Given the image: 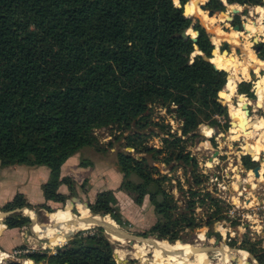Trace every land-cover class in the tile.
<instances>
[{"label":"trees","instance_id":"16d2710c","mask_svg":"<svg viewBox=\"0 0 264 264\" xmlns=\"http://www.w3.org/2000/svg\"><path fill=\"white\" fill-rule=\"evenodd\" d=\"M174 2L0 0V165L46 166L49 178L42 184L44 198L64 201L58 187L66 184L70 196L74 181L60 177L63 163L87 146L106 152L93 134L95 126L141 127V117L151 105L159 104L176 106L175 112L183 120L177 139L194 136L201 123L227 128L226 120L220 122L221 117H227V106L217 98L219 89L224 98L229 92L226 72L206 59L212 57L214 48L209 33ZM179 2L183 6L187 0ZM226 2L257 6L262 0ZM208 4L210 9L225 10L221 0H209ZM189 28L198 31L195 43L203 55L196 53L190 36H181ZM215 56L216 48L212 58ZM236 92L252 95L251 81L238 83ZM127 145L136 154V144ZM171 153L170 159L192 165L188 154ZM81 161V166L89 164ZM242 163L246 169L257 166L248 155L242 156ZM115 167L123 175L120 188L149 197L157 220L147 234L175 242L186 229L212 227L219 220L229 221L230 226L238 224L236 216L221 214L218 209L206 221H197L193 212L196 203L220 202L208 188L199 187L201 174L187 190L186 202L180 208L171 191L172 179L156 176L146 158L136 161L129 152L117 151ZM96 199L89 204L94 214L110 213V203H116L110 189L100 191ZM23 207L34 208L18 193L0 205V211ZM35 207L69 222L65 225L89 210L75 197L54 211L45 204ZM77 209L78 217L73 215ZM111 216L122 223L118 216ZM21 222L22 227L31 226L30 218L21 212L6 217L8 228L19 227ZM228 243L234 245V240ZM254 245L246 250L256 253L264 263V253ZM113 252L114 244L97 226L76 231L55 254L30 251L25 258L35 264H117ZM4 264L21 263L8 260ZM185 264L195 263L187 260Z\"/></svg>","mask_w":264,"mask_h":264},{"label":"rangeland","instance_id":"374dc122","mask_svg":"<svg viewBox=\"0 0 264 264\" xmlns=\"http://www.w3.org/2000/svg\"><path fill=\"white\" fill-rule=\"evenodd\" d=\"M173 1H175L176 4L180 3L179 0ZM188 1L190 3V0H187V2ZM192 1L203 5L209 2V0ZM223 2L225 5L224 11L214 12L212 9L204 7V9L210 10L209 14L208 11H205L206 16H204L205 14L201 16L199 13L198 15H190L197 16L196 18H192L193 21L197 20L201 26H204L209 33L212 42L213 38L215 39L218 37V34L220 37L222 36L218 39V42L214 43L216 48L214 63L217 64L216 58H221L224 54L220 49L222 41H227L230 44L229 54H226V56L223 57L233 55L235 57L237 56L236 58L238 59L240 58L239 60H242V62H245L244 60L249 62V53H251L256 57H254L256 61L264 60L257 57V47L252 40L254 36H257L259 41H264V27L263 35L258 31L261 24L264 26L263 2L257 6L228 4L226 0H223ZM232 7L239 9V12L234 14L231 11ZM202 12H204V10H202ZM229 15L234 16V19L231 22L226 20ZM234 25H241L243 26V29L235 30L233 28ZM234 31L237 32L236 36L234 35ZM187 32L189 35L194 34L192 28H189ZM263 52L264 51L259 54H264ZM245 57L246 59H244ZM247 65L249 75L246 76V78H240L239 81L242 79L251 81V75H255L257 85H259V88L261 89L262 86L259 79L264 77V69H258L257 72L254 71L255 65L254 61H252V63L242 64L243 74H245ZM254 81H251L252 90ZM237 84L238 83L234 86L235 91L233 94H229L228 92L225 95V98L223 96L221 99L226 102L222 103L227 106L228 113L229 99L231 100L232 105H237V103L240 104L241 102L239 101H248L249 114H246V116L251 119V122H259L260 125L264 127V124H261L260 122V120L264 122V96L262 97V100L261 98H257V93L254 90L253 94L250 96H247L246 94H238L236 92ZM175 110L176 106L174 105L171 107H163L159 104H154L149 107L145 117H141L139 122L141 127L132 126L128 130H122L121 128L118 129L115 126L98 125L93 127V134L102 144L100 149H105L106 152L103 153L102 150L97 151L94 147L87 146L83 148L80 153L74 155L73 158L80 166L83 165L81 160L88 161L87 164H89L87 166L93 167V174L91 175L89 173V175H87L86 172L84 174L81 173L78 183L73 180L74 193L70 196L66 194L63 195L64 202L61 203L62 205L58 208H64L66 201L71 197H75L80 201V205L86 208L84 202H90L91 204L96 203L97 194L100 191L107 190L105 188H109L116 199V203H110L109 205L110 213L101 217L100 215L103 213L94 214L89 207L87 215H93L95 219L103 220L113 229L118 228L130 236L129 238H125V240L118 241L111 237L110 231L103 228L104 233L108 235L111 242L114 244V257H116V250L121 252L132 251L130 240L135 243L140 239H144L145 241L143 240V242H146L147 245V258L153 256V252L151 251L153 249L151 248L153 246L151 241L153 240L165 241L168 244L181 243L198 246L204 249L207 248V250L205 249V252L211 262L217 261L219 256L218 252L220 253L222 249L228 248L229 250L234 251V255L229 259L230 262L227 264H264L259 262L256 253L246 250L253 247V243H255L254 247L259 248L264 253V204H262L264 197V150L259 149L257 155H255L253 150L256 145L255 142L259 137V131H253L251 137L249 134L244 136L245 133L253 129L251 127H248V129L246 128V118L243 127L241 123H238V126L235 127L239 130L237 137L234 139L231 137L236 133H230V130L233 129L230 125H228L227 128L222 129L206 123H201L197 127L194 136H181V139H177L176 137L181 135L183 120L177 116ZM225 120L227 122L228 117H226V119L224 117L220 118L221 123H224ZM230 120L233 119L230 117ZM261 130H264V128ZM206 131L210 133L209 136L205 135ZM222 136H224L225 139H223ZM116 137L119 138L117 139ZM128 142L136 144V154L134 149L127 145ZM216 149L219 151V154L214 156V151ZM173 150L180 152L181 154H188L192 165L179 159H170ZM117 151L129 152L134 156L136 161L146 158L147 164L153 168V172L156 176H169L172 179L171 184L173 185L171 191H173L175 198L178 199L177 201L180 208H182L186 202L188 196L187 190L189 187L194 186V181L198 178V175L201 174L202 184L199 187H203L204 189L208 188L213 196L220 200V202H218L217 205H210L209 201L200 205L199 203H196L193 212L197 221L201 219L206 221L212 212L218 209L221 214L232 211V215L238 218V224H231L230 226L229 221L219 220L215 222L212 227L202 226L193 231L186 229L180 233L182 239L176 240L175 242H170L166 239L157 238L155 235L145 233L157 220V215L153 206L150 204L148 195L137 196V194L132 191L120 188L123 175L118 172L115 167ZM158 151L161 153H158ZM246 152L254 153L255 156L251 155L252 157H249L250 160H255L258 165L252 174L254 175L253 178L251 175L253 168L246 169L242 163V156L247 155ZM101 174H104V176ZM120 174L121 178L118 177ZM133 179H135V176H133ZM169 184H167L168 187ZM103 187L105 188L103 189ZM97 191L98 193L94 195ZM136 198L140 201L137 202ZM26 208L28 209V212H23ZM18 209L21 210L15 213L21 212L23 215H27L31 220V226L28 224L22 227L21 222V226L19 227L8 228L5 213L9 211H0V213H3L2 219H0V251L10 254V257L2 258L0 264H4L8 260L20 261L22 258H25V255H15V257H11V254L13 253L12 251L19 248L29 249L35 252L45 251L47 252L46 254L57 253L59 246L65 242V239L59 244H53L49 241L51 246H47L46 243L48 241L46 238L40 236L33 227V224H37L42 230H51L55 216L45 213V211L48 210L39 207H34L33 209L23 207L15 208L13 210ZM55 209L57 208L51 210L54 211ZM111 213L118 216L122 220V223L118 224L112 218ZM73 215L77 217L80 216L78 209ZM84 215L87 216L86 214ZM84 215L80 217H84ZM76 219H73L70 222H73ZM43 220L44 223L39 222ZM61 220L64 224L69 223L64 219ZM97 226L98 225L94 224L93 226L88 227V229H95ZM85 229L87 228L82 230ZM72 234L73 233L68 234L65 237L72 236ZM209 238L217 241L216 246L214 245V249L212 250H208V247L211 245L207 240ZM230 239L234 240V245L228 243V240ZM149 245L151 246L150 249ZM188 257L189 259H187L184 254L173 255V259L171 258L172 263L169 264H185L187 260L193 262V257L189 255ZM115 259L117 263L123 264L117 257ZM123 261H125L124 264L140 263V259L131 254H127V256L125 254ZM33 263L30 262L29 264ZM39 264L47 263L42 261Z\"/></svg>","mask_w":264,"mask_h":264},{"label":"bare ground","instance_id":"6f19581e","mask_svg":"<svg viewBox=\"0 0 264 264\" xmlns=\"http://www.w3.org/2000/svg\"><path fill=\"white\" fill-rule=\"evenodd\" d=\"M188 9H189V13H188L189 16L190 15H198V13L201 14V16H203L204 14H205L204 16H206L205 11H208V14L210 13L209 9H204L203 4L196 3L195 1H192V0H190V3L188 5ZM201 9L204 10V12H202ZM263 27L264 26L261 24V26L258 28V31H260L259 32L260 34L263 33ZM234 29L237 30L236 28H234ZM216 34H218V33H216ZM234 35L235 36L237 35L236 31H234ZM217 36L218 37H216L215 39L212 37L213 41H214L213 43L218 42V39L222 37V36L220 37L219 34ZM223 56H226V54H223ZM223 56H221V58H216V63H217L216 65L214 63V58L211 57L210 60L218 69L226 72V75L228 76L226 84L229 86V94L234 93V91H235L234 86L236 85V83L239 81L240 78H244V77L246 78V74L248 73V65H247V69L245 71V74H243L242 64L252 63V61H254V65H255V66L253 65L254 71L257 72L258 69H264V61H260V60L256 61L254 59V55L251 53H249V59H248L249 62L244 60V59H246V57L243 59L245 62H242V60H239L240 58L239 59L236 58L237 56L236 57L233 55H228V57H223ZM227 70L229 71V73ZM259 81L261 83L262 88L260 89L259 85H258V87L256 88V93H257V98H261V100H262V97L264 96L263 95L264 94V77H261V79H259ZM222 97H223V95H222ZM239 102L245 103V104L237 103V105H232L231 100L230 99L228 100L230 117L233 119L232 122L236 123V124H233V126H231V128H233V129L230 130V133H236V134L232 135L231 138L234 139L237 137V133H238L239 129L235 128V127L238 126V123H241V125L243 127L244 121L247 118L246 128L248 129V127H251L253 129L249 130L247 133H245L244 136L249 134L251 137L253 131H259L258 132L259 137L257 138V140L255 142L256 145H259V146L255 145V147L253 149L255 152V155H257L259 149L264 150V130H261L264 127L262 125H260L259 122H257V123L251 122V119L248 116H246V109L242 110V108L246 107L247 101L246 102L239 101ZM263 109H264V104H263ZM241 111H242V114H241ZM260 122H261V124H264V122L262 120H260ZM205 135L209 136L210 133L208 131H206ZM253 173H254V170L251 171V175ZM253 177H254V175H252V178ZM261 179H262V177H261ZM23 212H28V209L27 208L24 209ZM2 215H3V213H0V219H2ZM90 216H92V215H87V216L84 215V217H80V218L74 220L70 224V226H66L61 219L55 218L53 220V227L51 228V230H48V231L42 230L37 224H33V227L35 228L36 232L40 236L49 239V241L53 244H59L60 242L64 241V239L66 238L65 237L66 235L74 233V232L79 231V230H82L84 228H88V227L93 226L94 224H92L91 222H85V221L81 220L82 218L90 217ZM92 218L94 221L101 222L104 224L106 223L103 220L95 219L94 216H92ZM3 226L5 227L4 224H3ZM111 237L118 240V241L119 240L120 241L125 240V238L123 236L117 235L113 231H111ZM143 240L144 239L138 240L141 243H139L138 241L135 243L131 242L132 251L128 250L129 252H121L119 250H116L115 256L118 258V260L120 259V261L123 264L125 263V261H123L125 254H126V256H127V254H131V255L139 258L140 259L139 264H169V263H172L171 258L173 257V255H180V254H188L189 256H192L193 262L195 264H227L230 262L229 259L234 255V251H231L228 248H224L221 250L220 253L218 252L219 256H218L217 261L211 262L207 253L205 252V249L207 250V248L204 249V248H201L198 246L185 245V244H181V243L168 244L165 241H153L152 240L151 243L153 246L151 247L149 245V249H150V247L153 248L151 250L153 252V256H151V258H147L146 257V255L148 254V253L146 254L147 245H146V242H143ZM207 240L209 243H211V245L208 247L209 248L208 250L214 249V245L216 246L217 241L212 240L210 238ZM212 244H213V246H212ZM203 254H205V255H203ZM4 255H5V253L0 251V260L4 257ZM28 264H29V262H28Z\"/></svg>","mask_w":264,"mask_h":264},{"label":"crops","instance_id":"0c3cea01","mask_svg":"<svg viewBox=\"0 0 264 264\" xmlns=\"http://www.w3.org/2000/svg\"><path fill=\"white\" fill-rule=\"evenodd\" d=\"M80 151L78 153H80ZM74 155L69 157L61 166L60 177L67 176L78 183L81 173L84 174L86 172L87 175H89V173L91 175L93 174V167L80 166L73 158ZM102 176H104V174ZM118 177L121 178V174ZM48 178L49 169L46 166L10 165L3 167L0 165V205L12 200L14 196L19 193L25 197L27 204L30 206L35 207L39 204H45L52 209L58 208L64 201L57 199L46 200L44 198L42 184L45 183ZM104 188L105 187H103V189ZM98 191L95 192L94 195H96ZM58 193L61 195H69L68 186L64 183L60 184ZM87 203L89 204L90 202ZM45 213L47 212L45 211Z\"/></svg>","mask_w":264,"mask_h":264},{"label":"water","instance_id":"95a60500","mask_svg":"<svg viewBox=\"0 0 264 264\" xmlns=\"http://www.w3.org/2000/svg\"><path fill=\"white\" fill-rule=\"evenodd\" d=\"M222 1V3H224L223 2V0H221ZM174 2V1H173ZM262 2H263V5H264V0H262ZM174 5L177 7V8H182V10H183V14L185 15V16H187V17H191V18H196L197 16H189L187 13H186V9H187V7H188V5H189V1L188 2H186L183 6L180 4V3H178V4H176L175 2H174ZM203 7H207V8H209V4L208 3H206V4H204L203 5ZM214 12H219L220 10H218V9H212ZM231 11L235 14V13H237V12H239V9H237V8H234V7H232L231 8ZM233 19H234V16L233 15H229V16H227V21H233ZM204 27V26H203ZM207 27H208V25H207ZM233 28H236V29H239V30H241V29H243V26H241V25H234V27ZM207 31V30H206ZM197 35H198V31H194V35H189L188 34V32H187V30H185V31H183L182 33H181V36L183 37V38H186V37H188V36H190V38H191V40L194 42L193 43V47H194V49H195V51H196V53H199V54H201V55H203L202 53H201V51H199L198 50V47H197V44L195 43L196 42V37H197ZM253 42L255 43V46L257 47V57L258 58H261V59H264V54H259V51L261 50V48L263 47L261 44L264 42V41H259L258 40V37L257 36H254L253 37ZM213 43V42H212ZM213 45H214V43H213ZM220 49L222 50V53H224V54H229V49H230V44L227 42V41H222L221 42V44H220ZM263 50H264V47H263ZM214 53H215V45H214V48L212 49V51H211V55L213 56L214 55ZM206 59L208 60V61H210L211 62V57H206ZM189 62L191 63V62H193V58H190V60H189ZM212 63V62H211ZM214 65V64H213ZM214 67L216 68V69H218L215 65H214ZM227 77V79H228V76H226ZM255 80V81H254ZM241 81H246V80H244V79H242ZM241 81H239V82H241ZM251 81H254V85H253V90L254 91H256V82H257V79H256V76L255 75H251ZM239 82H237V83H239ZM221 90L219 89L218 90V92H217V98L221 101V102H224V103H226L225 101H223V100H221L222 99V95H221ZM245 99H246V97H245ZM247 100V99H246ZM248 105H249V102L247 101V105H246V107H245V109H246V114L248 115L249 113V109H248ZM264 110V109H263ZM227 117H228V121H227V123H228V125H230V126H233V124H236L235 122H232V120H230V114L229 113H227ZM223 137V139H225V137L224 136H222ZM219 154V151L216 149L215 151H214V156H217ZM246 154L248 155V156H251V153L249 152V153H247L246 152ZM252 157V156H251ZM258 166V165H257ZM257 166H255L252 170H255L256 169V167ZM241 183V182H240ZM263 200H264V197H263ZM84 205L87 207V208H89V204L87 203V202H84ZM21 210V209H20ZM19 209L18 210H13V211H9V212H6L5 213V216L7 217V216H12L15 212H19L20 211ZM23 210V209H22ZM35 213V212H34ZM36 215V214H35ZM93 216V215H92ZM92 216H90V217H85V218H82L81 220L82 221H85V222H91L92 224H96V225H98V226H100V227H102V228H106L108 231H113V232H115L117 235H120V236H123L124 238H129L130 236H128L127 235V233H125L124 231H121V230H119L118 228H116V229H113L112 227H110V225L108 224V223H101V222H97V221H94L93 220V218H92ZM101 217H104L105 216V214H101L100 215ZM39 222H41V223H44V220L43 221H39ZM5 228H6V226H5ZM112 228V229H111ZM110 231V232H111ZM74 234V233H73ZM72 234V235H73ZM71 236V235H70ZM70 236H67L66 238H68V237H70ZM65 238V242H66V239ZM46 240L48 241L47 243H46V245L47 246H51L50 245V243H49V239H47L46 238ZM131 242H132V240H130ZM58 251V250H57ZM115 258V257H114ZM116 260V259H115ZM117 262V261H116ZM34 264V263H33ZM118 264V263H117Z\"/></svg>","mask_w":264,"mask_h":264},{"label":"built area","instance_id":"2783aa9c","mask_svg":"<svg viewBox=\"0 0 264 264\" xmlns=\"http://www.w3.org/2000/svg\"><path fill=\"white\" fill-rule=\"evenodd\" d=\"M262 204H264V200L262 201ZM231 213V214H230ZM227 214L229 215V216H234V215H232V211H228L227 212ZM30 251H33V250H29V249H17V250H13L12 252V256L11 257H15V255H25L26 253H28V252H30ZM5 253V256L3 257V258H5V257H10V254L9 253H6V252H4ZM18 261V260H17ZM18 262H20L21 264H28V262L30 263H33V261L32 260H30V259H28V260H26L25 258H22L20 261H18Z\"/></svg>","mask_w":264,"mask_h":264},{"label":"flooded vegetation","instance_id":"af4514ba","mask_svg":"<svg viewBox=\"0 0 264 264\" xmlns=\"http://www.w3.org/2000/svg\"><path fill=\"white\" fill-rule=\"evenodd\" d=\"M261 45L264 47V43H262ZM263 47L261 48V50L259 51V53L262 52V51H264L263 50Z\"/></svg>","mask_w":264,"mask_h":264}]
</instances>
